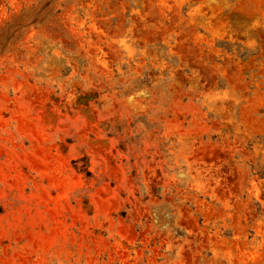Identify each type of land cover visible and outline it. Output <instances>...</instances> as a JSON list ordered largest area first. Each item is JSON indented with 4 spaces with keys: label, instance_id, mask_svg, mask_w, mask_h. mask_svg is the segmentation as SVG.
Returning a JSON list of instances; mask_svg holds the SVG:
<instances>
[{
    "label": "rangeland",
    "instance_id": "rangeland-1",
    "mask_svg": "<svg viewBox=\"0 0 264 264\" xmlns=\"http://www.w3.org/2000/svg\"><path fill=\"white\" fill-rule=\"evenodd\" d=\"M0 264H264V0H0Z\"/></svg>",
    "mask_w": 264,
    "mask_h": 264
}]
</instances>
